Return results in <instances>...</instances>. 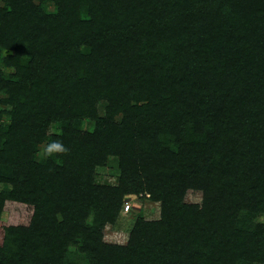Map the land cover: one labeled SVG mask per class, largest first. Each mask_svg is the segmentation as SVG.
Wrapping results in <instances>:
<instances>
[{
  "label": "trees",
  "instance_id": "trees-1",
  "mask_svg": "<svg viewBox=\"0 0 264 264\" xmlns=\"http://www.w3.org/2000/svg\"><path fill=\"white\" fill-rule=\"evenodd\" d=\"M0 106V264H264V0H0Z\"/></svg>",
  "mask_w": 264,
  "mask_h": 264
},
{
  "label": "rangeland",
  "instance_id": "rangeland-1",
  "mask_svg": "<svg viewBox=\"0 0 264 264\" xmlns=\"http://www.w3.org/2000/svg\"><path fill=\"white\" fill-rule=\"evenodd\" d=\"M46 10L53 12L56 7L53 3L47 2L45 4ZM3 108V106H0ZM87 121H84V125H87ZM45 144H41L39 152L36 154V159H40L41 155L44 154ZM119 177L118 159L110 156L107 158V162L104 165L96 166L94 170V179L96 183L100 184H116ZM9 186L0 184V190L8 189ZM202 200V194L200 191L188 189L184 196V201L199 203ZM132 203L130 212L128 214H120V217L115 224L107 223L103 230V240L107 243L125 244L128 239V230L134 221V217H142L148 220H156L160 217V201L151 200L149 194L142 193L138 196H133L131 199ZM124 213V212H123ZM264 221V217L261 218ZM90 221V220H88ZM78 241V240H77ZM70 255L75 257L78 264H89L87 259L84 257V253L80 251L78 243H73L69 247Z\"/></svg>",
  "mask_w": 264,
  "mask_h": 264
},
{
  "label": "clouds",
  "instance_id": "clouds-1",
  "mask_svg": "<svg viewBox=\"0 0 264 264\" xmlns=\"http://www.w3.org/2000/svg\"><path fill=\"white\" fill-rule=\"evenodd\" d=\"M66 149L60 142H53L52 144L49 145L47 149V153L51 154L53 152H65Z\"/></svg>",
  "mask_w": 264,
  "mask_h": 264
},
{
  "label": "built area",
  "instance_id": "built-area-1",
  "mask_svg": "<svg viewBox=\"0 0 264 264\" xmlns=\"http://www.w3.org/2000/svg\"><path fill=\"white\" fill-rule=\"evenodd\" d=\"M130 208H131V205L129 204V202H125L123 206V212H128Z\"/></svg>",
  "mask_w": 264,
  "mask_h": 264
}]
</instances>
